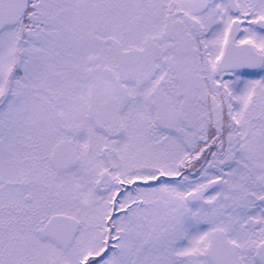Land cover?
<instances>
[{
    "label": "snow or ice",
    "instance_id": "snow-or-ice-1",
    "mask_svg": "<svg viewBox=\"0 0 264 264\" xmlns=\"http://www.w3.org/2000/svg\"><path fill=\"white\" fill-rule=\"evenodd\" d=\"M0 264H264V0H0Z\"/></svg>",
    "mask_w": 264,
    "mask_h": 264
}]
</instances>
